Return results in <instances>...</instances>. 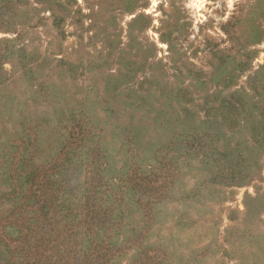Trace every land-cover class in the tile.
Instances as JSON below:
<instances>
[{"label": "rangeland", "instance_id": "374dc122", "mask_svg": "<svg viewBox=\"0 0 264 264\" xmlns=\"http://www.w3.org/2000/svg\"><path fill=\"white\" fill-rule=\"evenodd\" d=\"M0 264H264V0H0Z\"/></svg>", "mask_w": 264, "mask_h": 264}]
</instances>
